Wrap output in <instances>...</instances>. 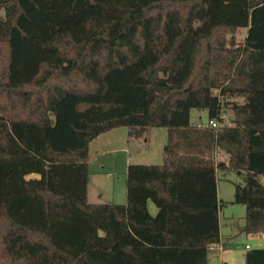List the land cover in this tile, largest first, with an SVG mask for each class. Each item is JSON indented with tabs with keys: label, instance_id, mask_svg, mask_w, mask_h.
Here are the masks:
<instances>
[{
	"label": "trees",
	"instance_id": "obj_1",
	"mask_svg": "<svg viewBox=\"0 0 264 264\" xmlns=\"http://www.w3.org/2000/svg\"><path fill=\"white\" fill-rule=\"evenodd\" d=\"M122 127L167 128L164 162L91 203L90 145ZM218 167L263 236L264 0H0V264H209Z\"/></svg>",
	"mask_w": 264,
	"mask_h": 264
},
{
	"label": "rangeland",
	"instance_id": "obj_2",
	"mask_svg": "<svg viewBox=\"0 0 264 264\" xmlns=\"http://www.w3.org/2000/svg\"><path fill=\"white\" fill-rule=\"evenodd\" d=\"M246 31V29L237 31L234 34L235 40L242 42ZM223 117L225 124H231L234 118L229 109H226ZM207 120L206 111L192 110L193 124L207 123ZM168 137V129L164 127L152 128L139 139L130 138L126 127L105 133L99 142V150H101L99 154L96 153V144L91 145L90 202L124 204L128 166L130 164H163ZM215 160L218 164L227 163L228 156L219 152ZM217 175L218 197L221 205L219 220L222 231L226 234V249H236L235 264H246L244 253L248 248H264V236L253 238L240 232V228L245 223L246 207L234 202V183L244 184V177L221 167H218ZM261 180L264 182V178ZM148 208L153 215L157 213L158 209L152 201L148 202Z\"/></svg>",
	"mask_w": 264,
	"mask_h": 264
},
{
	"label": "crops",
	"instance_id": "obj_3",
	"mask_svg": "<svg viewBox=\"0 0 264 264\" xmlns=\"http://www.w3.org/2000/svg\"><path fill=\"white\" fill-rule=\"evenodd\" d=\"M103 135L99 136L95 141H93L91 143V145L96 144L95 147H96V153L97 154H99V151H101V150H99V148H100L99 142H100L101 137ZM91 145H90V150H91ZM91 162H92V156H91ZM90 165H91V163H90ZM90 172H91V168H90ZM218 195H219V188H218ZM88 199L90 201L89 188H88ZM220 227H221V224H220ZM221 235H222L221 243L218 245H214L212 247L211 255H210V259H209V264H235V251H236V249H226V234L222 231V228H221ZM248 236H251V235H248ZM252 237L253 238L259 237V235L252 236ZM249 249H251V248H248L247 250H249ZM246 252L244 253V257H245Z\"/></svg>",
	"mask_w": 264,
	"mask_h": 264
},
{
	"label": "built area",
	"instance_id": "obj_4",
	"mask_svg": "<svg viewBox=\"0 0 264 264\" xmlns=\"http://www.w3.org/2000/svg\"><path fill=\"white\" fill-rule=\"evenodd\" d=\"M200 126L202 125V124H199ZM204 125H207L206 123H204ZM209 125H211L212 127H217V122L216 121H211V122H209Z\"/></svg>",
	"mask_w": 264,
	"mask_h": 264
}]
</instances>
